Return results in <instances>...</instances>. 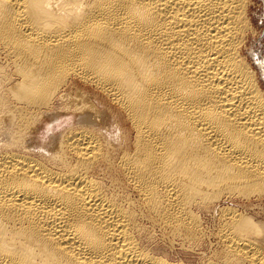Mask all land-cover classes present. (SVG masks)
Wrapping results in <instances>:
<instances>
[{
    "label": "bare ground",
    "instance_id": "1",
    "mask_svg": "<svg viewBox=\"0 0 264 264\" xmlns=\"http://www.w3.org/2000/svg\"><path fill=\"white\" fill-rule=\"evenodd\" d=\"M249 3L0 0V264H264Z\"/></svg>",
    "mask_w": 264,
    "mask_h": 264
},
{
    "label": "rangeland",
    "instance_id": "2",
    "mask_svg": "<svg viewBox=\"0 0 264 264\" xmlns=\"http://www.w3.org/2000/svg\"><path fill=\"white\" fill-rule=\"evenodd\" d=\"M247 11L249 15V23L251 25V31L246 36L241 51L247 56L248 61L251 63L250 65H252L251 67L257 72L258 82L263 90L264 76L262 75V71L264 70V0H250ZM225 203L226 201L224 202L223 200L220 205L225 206L231 204L229 206H236L240 209L244 207L250 209L253 208L252 210H254L255 212H259L256 213V215H253V217L255 219L264 221V199L253 200L249 203L238 199L234 202H228L229 204ZM260 213H262L263 215ZM215 223L216 220L214 211L202 215V224L203 227L205 226L204 230L206 233V237L208 238L207 240H209Z\"/></svg>",
    "mask_w": 264,
    "mask_h": 264
}]
</instances>
